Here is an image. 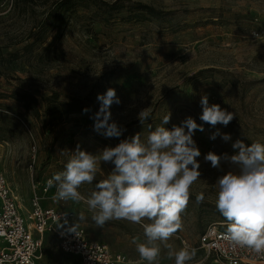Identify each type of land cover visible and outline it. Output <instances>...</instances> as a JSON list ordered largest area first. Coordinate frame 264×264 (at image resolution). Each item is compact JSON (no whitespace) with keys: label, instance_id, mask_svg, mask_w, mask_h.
<instances>
[{"label":"rangeland","instance_id":"1","mask_svg":"<svg viewBox=\"0 0 264 264\" xmlns=\"http://www.w3.org/2000/svg\"><path fill=\"white\" fill-rule=\"evenodd\" d=\"M109 88L120 100L110 107L120 137L95 131L91 118L100 107L97 95ZM204 95L234 113L227 126L200 120ZM142 111L149 113L144 123ZM167 114L169 130L189 116L205 129L193 136L201 175L190 188L183 228L168 243L197 250L188 264H213L199 236L210 224L226 229L216 182L235 169L226 162L213 168L204 156L235 154L237 139L264 143V0H0V173L28 209L37 195L45 208L74 213L62 226L84 228L125 255L122 264H147L133 243L145 242L143 226L111 220L98 227L86 203L114 164L97 165L93 183L78 189L80 201H58L56 188L45 191L44 183L64 170L77 146L98 155L137 134L146 142ZM217 129L231 140H211ZM201 192L205 201L197 203ZM160 247L158 264H174ZM70 259L47 237L45 263Z\"/></svg>","mask_w":264,"mask_h":264},{"label":"clouds","instance_id":"2","mask_svg":"<svg viewBox=\"0 0 264 264\" xmlns=\"http://www.w3.org/2000/svg\"><path fill=\"white\" fill-rule=\"evenodd\" d=\"M252 35L256 39L261 36L258 33ZM97 100L99 110L91 117L94 130H103L106 137H120L122 129L111 121L110 112L113 103H120L115 89L109 88L104 94H98ZM200 104V120L213 128L218 124L227 126L234 118V113L222 109L219 104L210 105L207 95L201 97ZM148 117L149 113L142 111L141 123ZM169 121L170 114H167L161 124L149 132L146 142L137 134L130 141L122 140L115 147H106L98 155L77 146L64 170L54 173L47 181L49 187L56 188L54 199L80 201L83 197L78 189L84 183H93L97 165L101 161L114 164L111 174L95 184L86 203L98 227H104L111 220L141 224L146 240L137 243L134 238L133 243L141 260L147 264H158L160 244L168 249L167 255L174 259V264H188L197 251L187 247L176 250L168 241L182 230V213L190 199V188L201 175L197 160L201 152L193 136L195 131L205 129L191 116L171 130L163 126ZM217 136L225 142L231 140L230 134L221 133L219 129L209 138L215 140ZM232 148L238 150L233 155H217L210 151L204 156L213 168L220 169L221 163L226 162L235 169L216 182V209L226 221L223 240L233 248L246 247L264 255V143L246 145L237 139ZM204 201V193L197 194L196 202ZM80 219H85L83 214Z\"/></svg>","mask_w":264,"mask_h":264},{"label":"built area","instance_id":"3","mask_svg":"<svg viewBox=\"0 0 264 264\" xmlns=\"http://www.w3.org/2000/svg\"><path fill=\"white\" fill-rule=\"evenodd\" d=\"M47 181L45 191L49 188ZM73 217L72 212L43 207L37 195L28 209L7 177L0 173V264H46L42 250L47 235L54 236L59 250L71 256L70 261L63 264H122L126 261L122 253L90 239L84 228L73 231L62 226ZM225 231L222 224H210L199 236V248L213 264H264V255L246 247L233 248L224 241Z\"/></svg>","mask_w":264,"mask_h":264},{"label":"crops","instance_id":"4","mask_svg":"<svg viewBox=\"0 0 264 264\" xmlns=\"http://www.w3.org/2000/svg\"><path fill=\"white\" fill-rule=\"evenodd\" d=\"M47 237H52V238H54V239H56L54 236H52V235H47L46 236V239H47ZM57 240V239H56ZM45 242H46V240H45ZM44 245H45V243H44ZM57 246H58V241H57ZM44 247V246H43ZM42 252H43V250H42ZM44 262V261H43ZM47 264V263H46ZM55 264H59V263H55Z\"/></svg>","mask_w":264,"mask_h":264},{"label":"trees","instance_id":"5","mask_svg":"<svg viewBox=\"0 0 264 264\" xmlns=\"http://www.w3.org/2000/svg\"><path fill=\"white\" fill-rule=\"evenodd\" d=\"M31 98V97H30ZM33 100H36L34 97H32Z\"/></svg>","mask_w":264,"mask_h":264}]
</instances>
